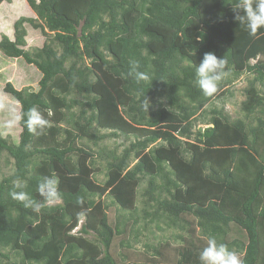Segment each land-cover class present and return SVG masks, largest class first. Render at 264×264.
Segmentation results:
<instances>
[{"label":"trees","instance_id":"1","mask_svg":"<svg viewBox=\"0 0 264 264\" xmlns=\"http://www.w3.org/2000/svg\"><path fill=\"white\" fill-rule=\"evenodd\" d=\"M27 2L36 19L20 18L15 40L3 36L0 52L34 66L38 90L7 81L0 100L12 97L21 112L38 106L50 127L32 135L21 124L17 143L0 129V154L15 168L0 180V264H133L127 253L114 254L118 238L139 241L141 231H128L131 220L176 233L178 247L170 240L145 245L152 258L167 262L171 249L176 264H200V251L215 238L243 264H264V29L251 36L233 0ZM28 26L49 41L33 45L40 41ZM206 53L226 59L229 76H253L241 108L246 118L261 114L256 125L213 109L200 121L209 127L196 130L198 115L232 83L228 76L213 97L202 93L195 68ZM133 63L147 81L130 75ZM121 137L133 138L121 153L80 144ZM97 160L106 162L103 185L94 180ZM53 176L63 196L55 206L37 213L10 196L20 179L42 203L37 185ZM112 208L135 216L114 218ZM120 246L133 248L129 240Z\"/></svg>","mask_w":264,"mask_h":264},{"label":"rangeland","instance_id":"2","mask_svg":"<svg viewBox=\"0 0 264 264\" xmlns=\"http://www.w3.org/2000/svg\"><path fill=\"white\" fill-rule=\"evenodd\" d=\"M20 18H31L36 19V15L34 12L30 9L29 4L27 0H11L10 2H4L0 5V40L3 36H7L10 40H15V23ZM27 30L29 33H35L36 38L39 43L35 40H33V45L35 46H41L44 41H49L47 38H44L43 33L41 30L35 31L30 28V26L27 27ZM31 41V40H30ZM88 63V61H87ZM253 76L248 73H243L238 77L229 76V78L232 80V83L227 87V90H229V93H227L224 97H221V99L215 100L212 104H210L207 109L206 113L198 115L199 121L197 122L196 130H204L208 125L202 124L200 121L202 119V116L204 114L207 115L208 118L211 117V111L213 109L223 110L225 114H227L231 121H235L238 119H245L247 123H251L250 125H256V119L261 116V114L257 113L250 118L245 117V113L242 111L241 105L246 100L245 96V89L248 86L249 79H251ZM38 78L40 79V73L36 71V68L34 66H30L26 64L23 60H15V59H9L6 56H4L0 52V90L3 88L5 83L7 81H13V83H16V86L18 88H22L25 86L32 87L33 90H38V86L36 85V82L38 81ZM35 79V80H34ZM18 81H21V83H18ZM23 81V82H22ZM262 93H264V87L261 88ZM3 92H0V96H3ZM12 97L1 99L0 101H3L6 104L12 105L16 104ZM12 102V103H9ZM17 106V105H16ZM19 108V107H17ZM78 111V110H77ZM6 112L4 109L0 108V129L3 131L2 136L7 137L8 135L12 136V140L14 143H17L19 131L12 130L8 131L3 127V123L6 119ZM211 126V125H210ZM101 134L109 133L108 131L101 130ZM133 138H129L127 140L124 137H121L119 139H108L100 142L97 145H94L93 142L88 140H82L80 142L81 146L85 147L86 149L91 148L94 153H98L99 151L104 150H117L118 153H121L125 147L129 145V142L132 141ZM95 170L94 173V180L99 184H104V182L107 179L106 176V162L103 160H97L95 166L93 167ZM14 161L9 158V156L6 153L0 154V180H2L3 177L9 176L14 173ZM146 186V183L139 186L138 192H137V198H136V205L138 208H142L141 204V192L143 191ZM104 201L107 204H110L112 202V198L109 196H105ZM115 208H112L113 215L112 217H118L124 216L125 219L129 218L130 216H135L133 213L131 214V210H127V212H115ZM141 210V209H139ZM112 214V213H111ZM141 216V213L136 214ZM124 219V220H125ZM128 231L130 228L134 227L135 230L141 231V236L139 237V241L136 242L134 239V235H125L120 238H118L114 243V254L121 255L122 253H127L128 256H130V260L133 264H152V259L157 261L158 264H176L177 260L179 259L178 253L176 251H173L171 249L168 250L170 253L169 261L165 262L162 261L159 258H152V254H145V245H154L155 247H159L158 245L161 243H164L167 240H170L172 242V245L174 247H178L180 244L175 242L174 235L176 234L174 231L166 228L164 225H161L163 228L162 231L157 229L156 224H151L146 226L144 221L138 220V223L134 224L131 220L128 224ZM146 227V228H145ZM166 228V229H165ZM78 232V231H77ZM88 238L91 240L93 239V236H88ZM130 241L131 245L133 246L132 249L127 250L125 247H121L120 244L122 241ZM113 252V250H112ZM167 253V252H166ZM170 259H172L170 261ZM140 261V263H138ZM136 262V263H135ZM4 264H7L6 262Z\"/></svg>","mask_w":264,"mask_h":264},{"label":"clouds","instance_id":"3","mask_svg":"<svg viewBox=\"0 0 264 264\" xmlns=\"http://www.w3.org/2000/svg\"><path fill=\"white\" fill-rule=\"evenodd\" d=\"M233 11L237 13L236 20L243 24L248 33L256 37L264 29V0H233L231 3ZM242 13V14H241ZM139 65H131L130 75H134L137 82L147 81L149 76L145 72L138 70ZM196 83L206 97H213L219 90V85L230 75L228 61L218 58L215 53H206L203 60L195 68ZM144 107L148 110L149 102L145 98ZM0 108L6 112V119L3 127L12 131L21 124L26 127L32 135L44 134L50 127V121L45 118L38 106H33L27 112H21L16 105L6 104L0 101ZM13 190L10 192L12 199L22 203L25 209L33 212H40L44 206H55L63 199L58 188V181L53 177H46L37 185V192L42 198V203L34 200L29 192L24 190L26 182L20 179L13 180ZM77 203L82 204L83 199L78 198ZM77 228L73 233L79 232ZM200 264H243L240 256L229 249L225 243H218L215 238H210L207 245L199 253Z\"/></svg>","mask_w":264,"mask_h":264}]
</instances>
